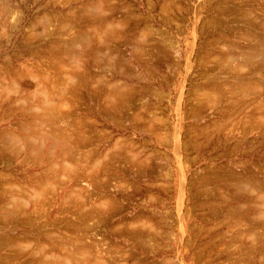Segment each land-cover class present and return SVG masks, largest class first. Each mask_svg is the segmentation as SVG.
Listing matches in <instances>:
<instances>
[{"label": "rangeland", "instance_id": "rangeland-1", "mask_svg": "<svg viewBox=\"0 0 264 264\" xmlns=\"http://www.w3.org/2000/svg\"><path fill=\"white\" fill-rule=\"evenodd\" d=\"M0 264H264V0H0Z\"/></svg>", "mask_w": 264, "mask_h": 264}, {"label": "bare ground", "instance_id": "bare-ground-1", "mask_svg": "<svg viewBox=\"0 0 264 264\" xmlns=\"http://www.w3.org/2000/svg\"><path fill=\"white\" fill-rule=\"evenodd\" d=\"M261 50V49H260ZM263 55V54H262ZM252 57V56H251ZM254 58V57H253ZM252 59V58H251ZM245 88H246V86H245ZM241 90V89H240ZM43 140V139H42ZM20 205V204H19ZM22 206V205H21Z\"/></svg>", "mask_w": 264, "mask_h": 264}]
</instances>
